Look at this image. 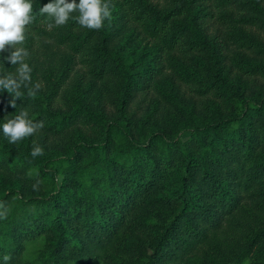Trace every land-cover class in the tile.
I'll return each mask as SVG.
<instances>
[{"label":"trees","instance_id":"16d2710c","mask_svg":"<svg viewBox=\"0 0 264 264\" xmlns=\"http://www.w3.org/2000/svg\"><path fill=\"white\" fill-rule=\"evenodd\" d=\"M49 2L32 0L35 18L23 46L29 49L50 34L70 45L69 62L51 87L34 96L21 87L15 108L13 96L0 91V115L8 120L27 110L30 119L43 121V131L76 134L60 153L36 157L33 150L0 145V212L6 210L0 264L5 255L7 264H264V96L249 98L232 89L221 75L223 65L206 67L201 60L202 69L191 71L174 60V52H208L219 66L225 38L211 34L206 21L264 27L260 1L116 0L118 19L130 20L153 43L140 54L115 44L113 24L89 30L73 13L67 24L55 26L39 11ZM233 5L247 12L236 15ZM232 40L264 54L255 34L235 29ZM75 57L94 78L112 79L109 101L120 112L118 120L85 103L55 110L53 97ZM163 59L216 106L200 116L195 102L187 105L162 91L179 115L148 131L125 115L133 91L146 89L162 73ZM239 71L264 75V63ZM181 129L190 131L187 139ZM246 199L254 201L257 214L244 210L238 237L221 236L224 221Z\"/></svg>","mask_w":264,"mask_h":264},{"label":"rangeland","instance_id":"374dc122","mask_svg":"<svg viewBox=\"0 0 264 264\" xmlns=\"http://www.w3.org/2000/svg\"><path fill=\"white\" fill-rule=\"evenodd\" d=\"M116 0H111V19L105 20L104 24H113L112 29L118 30L115 44H123L126 51H133L140 54L145 51H150L154 48L153 43L149 42L147 37L137 33V29L133 26L130 20L118 19V13L112 11L113 3ZM164 3L166 0H155ZM264 7V0H259ZM234 14L239 15L247 11H239L236 5L232 6ZM118 19V20H117ZM208 31L211 34L225 38V46L220 56V65L212 62L210 53L174 52V60L178 65L184 64L188 70L197 71L202 67L198 65L199 61H203L206 67L214 65V67L222 68L223 76H226V81L230 87L238 92L244 93L249 98H259L264 96V75L262 74H242L239 68L243 65L252 63H264V54H259L256 50L240 47L232 40L234 30L240 29L255 34L264 43V27L257 25H244L235 22H223L220 20L208 19L206 21ZM34 28L32 32H35ZM57 37L42 35L36 39L35 43L29 49H26L28 56L25 58V63L31 69L30 82H26V86L22 84V88H34L39 85V89H47L52 86L53 79L58 76L65 65L69 62L70 45L60 43ZM11 49L0 54V60L4 56L10 54ZM78 57L71 60L72 69L70 74L65 79L64 84L58 89L55 97H53L52 105L56 109L64 110L71 104L85 103L92 107L99 115L105 119L118 120L120 112L110 103V90L112 89L110 78L96 79L89 71L87 65L77 61ZM19 65H11L8 62H0V74L17 75ZM205 68V67H204ZM203 71V70H202ZM165 82H168L166 85ZM190 85L182 82L176 72L169 67L167 61L163 59V71L152 81L144 90H134L131 102L125 116L133 115L139 120L148 131L160 128L164 123L169 122L171 118L177 117L173 112L174 106L170 107L164 101L162 91H169L174 94L176 99L183 97L184 104L195 102L200 109L198 114L205 116L210 108L216 106L213 99L205 95H197L196 91L191 89ZM38 89V90H39ZM188 105V104H187ZM7 121L6 118L0 115V126ZM186 124V123H185ZM76 134L75 130H70L63 135H56L50 132L39 130L35 135L19 141L16 144H11L4 137L2 127H0V145L7 143L15 149L33 150L38 146L43 149V153L55 154L60 153L64 147L71 144V137ZM181 138L187 139L190 136L189 130L181 129ZM261 202V201H259ZM262 203V202H261ZM257 204V202H256ZM256 205L253 200L246 199L241 203V209L231 213L223 223L221 236H233L237 238L241 233L240 223L247 220L244 210L254 211L257 214ZM246 212V211H245ZM247 213V212H246ZM220 211H215L214 215L218 216ZM248 224V223H247ZM243 264H249L248 260Z\"/></svg>","mask_w":264,"mask_h":264},{"label":"clouds","instance_id":"9594fccd","mask_svg":"<svg viewBox=\"0 0 264 264\" xmlns=\"http://www.w3.org/2000/svg\"><path fill=\"white\" fill-rule=\"evenodd\" d=\"M111 0H51V2L40 8L41 14H47L54 20L55 26H63L72 19L73 13H78L77 23L89 30H101L104 21L111 19ZM34 9L32 0H0V54L11 49L10 54L4 56L0 62H8L11 65H19L17 75L0 74V91H7L13 96L9 102L10 106L16 107V99H20L23 93L20 88L30 82L31 69L25 58L28 56L27 50L22 47L26 40L27 28L34 21ZM35 90L30 89L29 95L34 96ZM4 137L11 144H16L21 140L35 135L44 127L43 121H33L29 118L27 110L21 111L14 118L8 119L2 126ZM43 149L36 146L31 155L33 157L42 156ZM58 182L60 178H57ZM33 189H38V183L33 185ZM4 205L0 203V208ZM0 218H6L5 212H0ZM5 264L10 257H3Z\"/></svg>","mask_w":264,"mask_h":264}]
</instances>
